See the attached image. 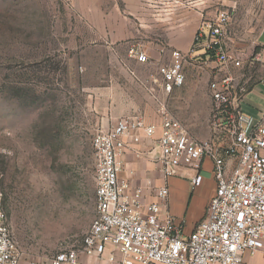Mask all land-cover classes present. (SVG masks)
I'll return each mask as SVG.
<instances>
[{
    "label": "rangeland",
    "instance_id": "374dc122",
    "mask_svg": "<svg viewBox=\"0 0 264 264\" xmlns=\"http://www.w3.org/2000/svg\"><path fill=\"white\" fill-rule=\"evenodd\" d=\"M223 11L231 18L224 40L242 66L220 72L200 53L185 66L195 96L184 90L164 102L198 140L211 136L207 91L217 75L264 80V61L251 62L264 50V0H0V208L21 264H50L93 223L92 141L112 107L107 94L132 86L131 48L147 55L177 28L185 40ZM263 87L248 96L260 106Z\"/></svg>",
    "mask_w": 264,
    "mask_h": 264
},
{
    "label": "built area",
    "instance_id": "2783aa9c",
    "mask_svg": "<svg viewBox=\"0 0 264 264\" xmlns=\"http://www.w3.org/2000/svg\"><path fill=\"white\" fill-rule=\"evenodd\" d=\"M230 19V13L223 11L204 22L191 51L173 50L170 60L159 65L153 83L168 95L182 88L186 63L199 53L208 62L214 58L220 72L239 69L243 58L230 52L224 40ZM139 47H132L129 54L146 64L148 57ZM251 62H259L258 57ZM248 85L244 77L231 75H217L210 82L211 136L206 140L191 136L182 122L166 113L164 103L159 126L148 125L138 116H124L109 129H99L92 141L95 219L81 245L61 250L50 264H79L82 256L102 259L108 248L119 252V264H244L246 256L264 255V109L258 118L245 111L252 88ZM158 132L156 163L166 177L175 176L188 161L197 171L192 185L198 187L203 161L213 162L216 192L205 217L189 235L164 209L167 187L157 189L155 201L147 202L141 188H132L119 176L126 139H153ZM21 259L8 216L0 208V264H21Z\"/></svg>",
    "mask_w": 264,
    "mask_h": 264
},
{
    "label": "crops",
    "instance_id": "0c3cea01",
    "mask_svg": "<svg viewBox=\"0 0 264 264\" xmlns=\"http://www.w3.org/2000/svg\"><path fill=\"white\" fill-rule=\"evenodd\" d=\"M196 32L197 30L183 40L179 28H177L171 36L168 35L165 40L158 42L155 47L152 48L150 43L146 46V49L150 51L147 52V55L149 53L150 62L148 64L135 63L137 66L130 67L127 71L128 80L132 86H126V89H122L121 92L120 90L116 93L110 91L107 94L112 107L106 111L102 118L104 124L101 127L102 129H109L124 116H138L143 118L148 125L159 126L161 120L160 109L166 100H171L177 95L181 96L185 91L189 93V98L195 96L194 86H183L168 95L160 85L153 83V80L158 75L159 65L170 60L173 50L180 51L183 54H188L191 51ZM256 56L259 61H264V50L257 52ZM186 83L192 84V79L190 77L187 79V75ZM256 86H264V84L260 82L252 86L249 94L254 91ZM110 88H112L110 90H114L113 86ZM207 92H209V88ZM209 98L211 100V97ZM247 103L245 111L249 115L258 118L264 106L257 105L249 98ZM159 136V132L153 139L140 136L139 142H136L132 137L127 138L128 148L122 156L119 176L123 181L128 182L132 188H141L147 202L155 201L154 193L157 189L167 187L169 195L164 209L182 223L183 234L189 235L205 217L208 205L216 192L217 183L212 174L213 162L210 159L203 161L201 171L203 181L198 187L192 185L191 181L197 175V171L188 161L183 162L175 176L166 177L161 166L156 163L159 153ZM231 165L232 162H230ZM120 261L121 255L119 252L108 248L102 259L82 256L79 264H119ZM244 264H264V255L246 256Z\"/></svg>",
    "mask_w": 264,
    "mask_h": 264
},
{
    "label": "water",
    "instance_id": "95a60500",
    "mask_svg": "<svg viewBox=\"0 0 264 264\" xmlns=\"http://www.w3.org/2000/svg\"><path fill=\"white\" fill-rule=\"evenodd\" d=\"M262 42L264 43V38L262 39Z\"/></svg>",
    "mask_w": 264,
    "mask_h": 264
},
{
    "label": "trees",
    "instance_id": "16d2710c",
    "mask_svg": "<svg viewBox=\"0 0 264 264\" xmlns=\"http://www.w3.org/2000/svg\"><path fill=\"white\" fill-rule=\"evenodd\" d=\"M257 53V52H256Z\"/></svg>",
    "mask_w": 264,
    "mask_h": 264
}]
</instances>
